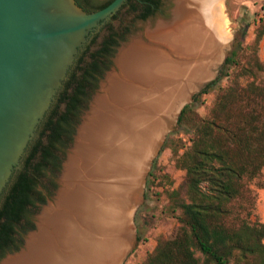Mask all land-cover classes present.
<instances>
[{
	"label": "water",
	"instance_id": "water-1",
	"mask_svg": "<svg viewBox=\"0 0 264 264\" xmlns=\"http://www.w3.org/2000/svg\"><path fill=\"white\" fill-rule=\"evenodd\" d=\"M125 2L0 0V199L91 35L127 33L40 188L35 229L0 264H124L155 158L236 46L230 0H162L145 21Z\"/></svg>",
	"mask_w": 264,
	"mask_h": 264
},
{
	"label": "trees",
	"instance_id": "trees-1",
	"mask_svg": "<svg viewBox=\"0 0 264 264\" xmlns=\"http://www.w3.org/2000/svg\"><path fill=\"white\" fill-rule=\"evenodd\" d=\"M112 1L76 0L87 13ZM160 6L161 0H141L132 10H142L139 19L145 21ZM103 30V37V31L91 35L76 59L22 167L0 199V260L18 251L23 236L35 229L38 204L47 199L40 188L48 190L44 181L60 173L80 115L110 68L119 42L126 38L127 33L110 24ZM263 36L264 28H260L246 65L238 62L237 50H232L220 76L183 108L176 134H189V139L170 136L163 148L174 149L176 168L185 171L178 188L155 160L146 199L154 186L162 187L154 195L166 196L164 213L179 226L175 235L158 239L142 264H264V223L253 220L256 195L251 189L264 170V64L257 55ZM225 80L229 84L222 86ZM217 89L209 113L201 116L198 108L204 103L203 96Z\"/></svg>",
	"mask_w": 264,
	"mask_h": 264
},
{
	"label": "rangeland",
	"instance_id": "rangeland-1",
	"mask_svg": "<svg viewBox=\"0 0 264 264\" xmlns=\"http://www.w3.org/2000/svg\"><path fill=\"white\" fill-rule=\"evenodd\" d=\"M230 13L237 31V42L234 48L237 50L236 59L240 64L246 65L250 56L253 55V46L257 31L260 28H264V0H230ZM257 55L261 63L264 64V36L259 43ZM228 84L229 82L225 80L222 86ZM217 93L218 89L203 96L202 102L204 103L198 108L201 116H207ZM177 131L178 125L176 130L168 135L166 142L170 136L174 139H189V134L183 132L176 134ZM165 144L155 160L158 161V167L161 171L168 173L172 180H174V188H178L185 179V171L176 168L174 149H163ZM154 162L147 176L143 202L135 216L137 242L125 259L124 264L144 263L149 254L156 248L158 239L160 237H171L175 235L179 226L173 217L164 213V209L168 203L166 196L164 195L158 198L154 195L155 191H162V187L154 186L152 191L148 192L149 197L146 199L147 186L150 178L149 174L153 170ZM259 184L263 186L260 187ZM251 189L256 195V210L253 220L258 218L259 221L264 223V170L261 178L251 184ZM138 216L139 218L136 220Z\"/></svg>",
	"mask_w": 264,
	"mask_h": 264
},
{
	"label": "flooded vegetation",
	"instance_id": "flooded-vegetation-1",
	"mask_svg": "<svg viewBox=\"0 0 264 264\" xmlns=\"http://www.w3.org/2000/svg\"><path fill=\"white\" fill-rule=\"evenodd\" d=\"M100 1H103V0H100ZM107 1V0H105ZM162 1V0H161ZM141 3V0H126V2L124 3L125 4V8L127 9L128 11V14L129 16L131 14H134V17L138 18L139 19V16L142 14V10H138V11H133L132 10V6H136L138 4ZM143 4V3H142ZM144 5V4H143ZM156 13V12H155ZM152 17V16H151ZM150 18V17H149ZM139 21H142L141 19H139Z\"/></svg>",
	"mask_w": 264,
	"mask_h": 264
},
{
	"label": "bare ground",
	"instance_id": "bare-ground-1",
	"mask_svg": "<svg viewBox=\"0 0 264 264\" xmlns=\"http://www.w3.org/2000/svg\"><path fill=\"white\" fill-rule=\"evenodd\" d=\"M215 77H216V76H215ZM215 77H214V78H215ZM214 78H213V79H214Z\"/></svg>",
	"mask_w": 264,
	"mask_h": 264
}]
</instances>
